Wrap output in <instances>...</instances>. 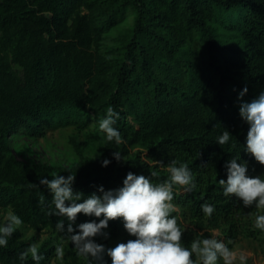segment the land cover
<instances>
[{"label": "trees", "instance_id": "trees-1", "mask_svg": "<svg viewBox=\"0 0 264 264\" xmlns=\"http://www.w3.org/2000/svg\"><path fill=\"white\" fill-rule=\"evenodd\" d=\"M130 15L127 31L109 42ZM262 92L264 0H0V207H11L33 229L49 227L68 240L64 264H104L111 259L106 252L102 261L85 259L69 234L57 231L59 220H65V231L68 221L47 215L49 205L54 208L52 193L40 179L75 175L73 191L83 194V202L101 195V186L123 187L129 172L163 183L170 177L168 164L177 160L188 165L196 184L191 192L174 186L179 212L173 215L181 227H223L231 241L255 233L245 222L255 205L225 197L219 180H227L226 164L237 156V163L247 162L249 176L264 178V166L245 150L250 126L239 115L241 103ZM109 106L119 114L113 125L123 140L119 145L99 129ZM92 125L98 155H87L86 143L73 139L79 159L70 166L22 159L12 150L19 133L37 137ZM225 129L231 137L220 146ZM202 204L214 206L210 218ZM102 218L78 214L73 234L79 224ZM103 231L107 238L93 240L106 250L135 239L121 219ZM192 240L186 228L183 243L190 247ZM31 244L18 228L0 246V264H37L30 255L19 259ZM38 248L44 257L39 264H51L54 243Z\"/></svg>", "mask_w": 264, "mask_h": 264}, {"label": "clouds", "instance_id": "clouds-1", "mask_svg": "<svg viewBox=\"0 0 264 264\" xmlns=\"http://www.w3.org/2000/svg\"><path fill=\"white\" fill-rule=\"evenodd\" d=\"M247 92L245 88L240 96ZM239 115L248 123L249 130L246 137V152L262 166H264V92L250 103H241ZM119 118L111 106L106 110L104 118L99 120V129L106 135L108 142L115 141L117 145L123 143L120 132L113 127ZM231 133L225 131L217 138V143L225 145L229 142ZM113 156L120 160L121 153L115 151ZM240 157H233L226 164L227 180L220 179L219 184L223 188L225 197L235 196L243 202L245 207L255 205L258 210L255 215L254 227L264 233V178L262 176H249L247 162L237 163ZM109 160L103 161L107 166ZM162 165L161 161H154ZM179 165V166H177ZM167 171L170 177L163 183L154 184L151 179L144 175H136L129 172L123 180V187L116 190L105 191L101 186L99 192L91 194L83 202L82 193L73 191L75 175H68L66 178L54 174L51 180L40 179V184L45 185L52 193V208L49 205L47 215L64 217L68 221L65 231V220L56 223L58 232L69 234V240L76 249L78 256L85 259L91 258L97 262L103 260L106 254L111 258V264H217L222 258L223 264H246L247 257L244 254H237L228 247L232 241L226 244L217 238H203L200 233L192 240L190 247L183 243V234L186 227H181L178 217L173 213L179 212V207L173 203L174 186H179L185 192H191L196 188L194 177L185 163L172 160ZM157 176L156 171L151 172V177ZM33 187H38L32 184ZM66 202H70L67 203ZM43 203V200H41ZM202 212L211 217L215 211L214 206L209 204L201 205ZM95 216L99 222H85L78 225V233H75L73 224L78 214ZM121 219L123 227L130 236L126 243H118L115 247L105 249L104 245L97 244L93 238L104 236L107 233L103 230L109 225V221ZM6 223L0 225V246L6 247L8 238L23 224L22 219L9 211L5 217ZM39 264L44 259L39 253L36 244H31L19 256L25 260L28 256ZM65 252L63 244L55 248L57 260L62 261ZM91 264V262H90Z\"/></svg>", "mask_w": 264, "mask_h": 264}, {"label": "rangeland", "instance_id": "rangeland-1", "mask_svg": "<svg viewBox=\"0 0 264 264\" xmlns=\"http://www.w3.org/2000/svg\"><path fill=\"white\" fill-rule=\"evenodd\" d=\"M133 23V16L130 15L120 26L111 33L109 42L115 41L114 37L120 36ZM73 139L86 143L85 153L91 157L98 155V131L93 127L86 130H80L74 126L59 127L49 130L45 135L31 137L24 133L16 134L12 140L13 152L22 159L34 161L48 162L50 164L70 166L79 159ZM13 212L9 206L0 207V225L6 223L5 217L8 212ZM258 210L255 209L245 216L246 226L255 230V233H240L235 241L228 244V247L234 250L238 255L244 254L247 257L246 264H264V233L258 231L254 227L255 215ZM14 213V212H13ZM15 214V213H14ZM259 214H264V210H259ZM185 227L189 230L193 239L200 233H203V238L214 237L218 240H223L226 244L229 239L223 232V227L215 228H198L193 224L186 223ZM24 237L36 244L38 247L47 241H52L55 246L63 244L64 258L62 261L57 260L56 256L52 258L51 264H64L68 256L69 241L60 239L57 234L49 227L41 230H36L23 223L19 227ZM104 264H111V259ZM217 264H223L222 258ZM236 264H239L237 260Z\"/></svg>", "mask_w": 264, "mask_h": 264}]
</instances>
